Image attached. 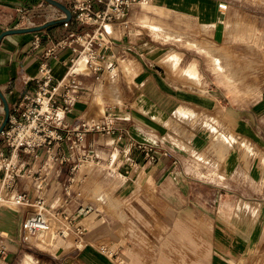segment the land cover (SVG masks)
I'll return each mask as SVG.
<instances>
[{"label": "crops", "instance_id": "1", "mask_svg": "<svg viewBox=\"0 0 264 264\" xmlns=\"http://www.w3.org/2000/svg\"><path fill=\"white\" fill-rule=\"evenodd\" d=\"M218 3L152 0L153 9L131 7L128 25L106 26L114 40L109 60L119 56V65L104 69L100 80L83 77L88 93L69 120H102L113 105L119 129L89 133V155H72L43 191L25 176L6 192L9 198L18 190L33 199L44 195L48 212L63 210L87 226L85 242L77 247L74 235L56 249L27 244L23 218L37 207L9 201L0 207V242L8 248L3 264H27L29 258L33 264H264V88L240 98L218 85L264 80V66L237 57L236 42L216 39L215 32L204 38L225 14ZM63 17L45 0H0V35ZM148 20L192 33L194 46L165 39ZM93 29L72 18L69 27L60 22L1 39L0 126L2 95L12 111L35 90L45 49L70 31ZM58 52L61 58L51 63L60 77L63 58L76 52ZM140 144L154 147V159ZM19 154L33 169L46 159L44 149L37 157ZM103 248L114 250L119 261Z\"/></svg>", "mask_w": 264, "mask_h": 264}, {"label": "built area", "instance_id": "2", "mask_svg": "<svg viewBox=\"0 0 264 264\" xmlns=\"http://www.w3.org/2000/svg\"><path fill=\"white\" fill-rule=\"evenodd\" d=\"M70 1L72 18L82 24L94 25V29L84 32L70 31L65 38L45 49L44 60L36 77L35 90L25 94L10 111L8 124L0 135V207L9 201L15 207H37L36 211L24 215L22 239L38 248L54 243V240L46 241V237L53 238L52 232L60 236L61 240L75 235L76 246L81 247L85 242L87 226L81 221H75L63 210L48 212L44 195L33 199L26 190H18L9 198L6 192L25 176L33 178L38 191H43L46 182L54 173L60 176L72 155H89V133L114 134L119 129L116 122L118 112L113 105L105 107L102 120L80 119L71 122L69 115L74 111L76 102L88 93L83 77L93 75L96 80H100L104 69L113 71L119 65V56L114 61L109 60V54L113 55L111 51L114 40L107 32L106 26L111 23L128 25L131 7L144 6L152 0ZM228 6L227 2H221L218 8L225 13ZM69 25L70 21L64 22L65 27ZM34 45L39 46L37 41ZM67 47L76 52V55L63 58L66 71L57 77L51 62L61 58L58 52L60 48ZM64 147L68 149V154L64 152ZM139 147L154 159L153 146L140 144ZM40 149L45 150L46 159L36 169L30 167V159H23L19 154L22 152L37 157ZM103 251L110 256L116 254L108 248H103ZM7 254V246L0 242V264L4 263ZM116 258L120 259L118 254Z\"/></svg>", "mask_w": 264, "mask_h": 264}, {"label": "rangeland", "instance_id": "3", "mask_svg": "<svg viewBox=\"0 0 264 264\" xmlns=\"http://www.w3.org/2000/svg\"><path fill=\"white\" fill-rule=\"evenodd\" d=\"M218 2H227L229 4L228 10L225 12V14H222L221 22H219L220 25L215 31H213L214 25H212L211 28L206 29V37L204 38H209V35H214L215 32L214 38L216 39L236 42L238 45V47L235 49L237 57H247L251 63H254V61H259V63H261L260 66H264V0H218ZM152 5L153 4L151 1V3L146 6V8L153 9ZM137 6L140 8H145L142 5ZM146 23L151 27L152 25H155V27L153 26L152 28L156 29L158 34L164 36L165 39H168L169 41L176 40L180 43H183L185 39L187 41L194 39L192 33H179L166 28L162 29L161 27L156 26L157 24H155L153 20H148ZM169 44H171V42ZM187 45L189 47H193L194 43L189 41L187 42ZM194 71L195 70L193 68L188 69V72L191 74ZM218 83L219 86L226 85V89L228 87L227 90L233 92L235 97L240 98L244 96L243 94L247 95L250 90L258 91L264 88V80L257 79H234L231 81H218ZM33 160L34 158L32 161ZM255 163H257V161H255ZM109 194L111 195L112 193L109 192ZM9 204L15 207L11 202H9ZM70 236L72 237L73 235ZM51 237L53 238L46 237V241L54 240V243H52L50 246H42V249H48L49 247L56 249L58 247L56 244L63 241L60 239V236H57L55 232H52ZM114 257H116V254ZM27 264H33V259L29 258Z\"/></svg>", "mask_w": 264, "mask_h": 264}, {"label": "water", "instance_id": "4", "mask_svg": "<svg viewBox=\"0 0 264 264\" xmlns=\"http://www.w3.org/2000/svg\"><path fill=\"white\" fill-rule=\"evenodd\" d=\"M45 1H47L48 3H50L52 5H55L59 9H61L66 14V17H63V18L57 19V20H51L47 23H44V24L38 25V26H28V27H18V28L7 29L0 35V41L4 36H6L8 34L22 33V32H33V31L40 30L44 27H47L49 25H52L55 23H60V22H65V21H70L72 19L73 13H72L71 9L65 3H63L59 0H45ZM2 98H3L4 103H5V117H4L2 125L0 126V135H1V132L3 131V129L8 124L9 115H10L9 104L3 95H2Z\"/></svg>", "mask_w": 264, "mask_h": 264}, {"label": "bare ground", "instance_id": "5", "mask_svg": "<svg viewBox=\"0 0 264 264\" xmlns=\"http://www.w3.org/2000/svg\"><path fill=\"white\" fill-rule=\"evenodd\" d=\"M148 6V4L144 5V7ZM61 13V12H60Z\"/></svg>", "mask_w": 264, "mask_h": 264}]
</instances>
